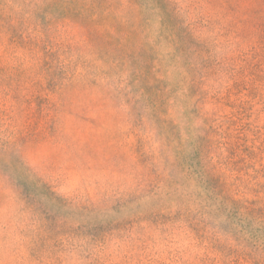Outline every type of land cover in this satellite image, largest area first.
<instances>
[{"label":"rangeland","instance_id":"obj_1","mask_svg":"<svg viewBox=\"0 0 264 264\" xmlns=\"http://www.w3.org/2000/svg\"><path fill=\"white\" fill-rule=\"evenodd\" d=\"M0 264H264V0H0Z\"/></svg>","mask_w":264,"mask_h":264}]
</instances>
